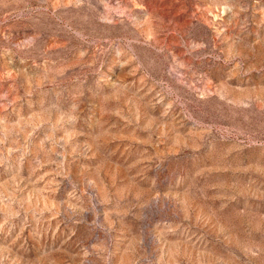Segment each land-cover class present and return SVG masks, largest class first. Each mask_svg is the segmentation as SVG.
I'll list each match as a JSON object with an SVG mask.
<instances>
[{"label": "rangeland", "instance_id": "obj_1", "mask_svg": "<svg viewBox=\"0 0 264 264\" xmlns=\"http://www.w3.org/2000/svg\"><path fill=\"white\" fill-rule=\"evenodd\" d=\"M0 264H264V0H0Z\"/></svg>", "mask_w": 264, "mask_h": 264}]
</instances>
